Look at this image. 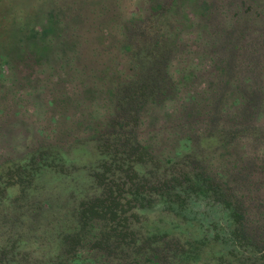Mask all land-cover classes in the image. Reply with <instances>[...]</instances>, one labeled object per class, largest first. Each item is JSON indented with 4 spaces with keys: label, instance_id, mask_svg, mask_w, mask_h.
<instances>
[{
    "label": "rangeland",
    "instance_id": "rangeland-1",
    "mask_svg": "<svg viewBox=\"0 0 264 264\" xmlns=\"http://www.w3.org/2000/svg\"><path fill=\"white\" fill-rule=\"evenodd\" d=\"M203 1L189 4L171 28L155 25L170 33L163 52L147 54L143 44L132 57L121 50L119 27L139 11L136 0L119 2L122 19L112 32L84 47L72 44L69 30L60 36L62 24L34 38L63 1L0 0V264H148L142 261L156 247L167 264H249L250 253L225 238L234 223L215 191L213 203L201 199L183 214L154 190L203 167L235 188L250 210L246 232L264 241V108L255 104L258 118L243 122L255 131L229 132L237 97L264 96V0H206L208 10ZM98 12L90 16L95 24ZM81 49L96 55L81 58ZM32 51L40 58L31 61ZM147 77L160 89L141 105L130 93ZM115 120L134 135L97 149L93 133ZM137 186L143 194L133 196Z\"/></svg>",
    "mask_w": 264,
    "mask_h": 264
},
{
    "label": "trees",
    "instance_id": "trees-1",
    "mask_svg": "<svg viewBox=\"0 0 264 264\" xmlns=\"http://www.w3.org/2000/svg\"><path fill=\"white\" fill-rule=\"evenodd\" d=\"M60 2L63 1L64 4H62L61 7V13L58 16H53L50 21V25L45 28H41L40 31L34 32V38H44L47 36V34L50 33V31L55 30L59 27L60 24H62V32L65 34L60 35L63 38L67 37V30L71 31L70 37L73 41V45L84 47L86 44L90 43L94 38H97L98 36L107 37V35L112 32L113 30V24H117L119 17L122 19V14L118 16L117 9H118V3L122 2V0H59ZM68 1V2H67ZM70 1V2H69ZM111 1H113L115 4L112 6ZM187 1V3H185ZM194 1H200V0H136L137 4L139 5V11L134 13L132 16H124V20H121V27L119 29L124 28L125 31H123L125 34V39H122L121 44V50H125L127 52L132 53V57H135L136 54H141V52H138V49L140 51L141 45H146L145 50L143 52L147 54H154L157 52L160 54L165 49V45L170 42L169 40V34L170 33H163L161 30H154L155 25L158 24L159 27H162L163 25H168L171 20L173 21H179L182 22V17L180 16L181 13H184L187 15V6L189 7V4H193ZM59 2V3H60ZM183 2V3H182ZM206 0L202 2L200 7L203 10L207 9ZM184 5L186 7H184ZM90 8L88 9V7ZM99 7V12L95 15V17H102V21H99L97 24L94 22V18L90 17L91 14L95 13ZM92 8V9H91ZM70 11L71 15L70 18L66 21L62 18L63 10ZM192 19V14L189 16ZM173 18V19H172ZM115 21V23L113 22ZM187 20V19H186ZM125 21V22H124ZM187 22H190V20H187ZM112 24V25H109ZM180 24V23H179ZM69 27L68 29L65 27ZM169 28L170 25H168ZM60 28V27H59ZM92 28H95V30H90ZM163 28V27H162ZM99 30V34L94 36L93 34ZM39 36V37H38ZM172 42L178 41V36L173 35ZM150 45L152 48L149 50L147 47ZM76 48L75 50H77ZM144 49V48H143ZM142 50V49H141ZM33 55L29 56L30 60L32 61L33 56H37V53L32 51ZM35 54V55H34ZM96 53L92 51L90 55L86 54L83 49H81L80 56L84 59H90V56H95ZM40 58V57H39ZM40 61V60H38ZM66 68V65H65ZM65 73H69V70L66 69ZM148 80L143 85V88L139 91H133L130 93V98L133 100V98L138 102H141L139 104H143L142 101L144 99H147L150 97V93L155 91V89H160L159 87V81L155 79H150V77H147ZM150 86H152V89H149ZM159 95H162L159 94ZM227 94H224V97ZM156 96V95H153ZM257 96V95H255ZM192 99L191 97H187V100ZM237 101L239 105L234 107L235 109V121L233 123V128L231 131H229L231 134L239 131L242 126L244 128H248L247 130L255 131V126L248 125L247 123L244 124L245 121H251L253 120L255 122V119H257L258 112L254 111L257 104V107L260 109L264 108V96L260 99L251 98L248 100H242L241 98L237 97ZM52 102V101H51ZM219 112V110L217 111ZM119 114L122 115L119 111ZM117 113L116 115L119 116ZM123 116V115H122ZM124 118L127 117L125 116ZM133 119H130L132 123H136L137 117H132ZM243 120V121H242ZM242 121V122H241ZM252 121V122H253ZM118 122L115 120L109 125V129L104 132L97 130L93 134V140L97 142L99 145H97V149H101L102 147L105 149L109 147H113L115 141L118 140H124V138H131L134 135L133 130L127 132V131H120L118 129V126H122L123 128H126V125H123L124 122L120 121ZM129 124V123H128ZM134 126V125H133ZM233 130V131H232ZM260 135H264L263 131H259ZM111 141V143H110ZM129 141V140H128ZM129 143V142H126ZM121 147H119L120 149ZM146 150H148L147 147H144ZM142 149V148H141ZM145 150V151H146ZM34 152V151H33ZM120 153V151H117ZM140 153V150L138 152ZM36 155V154H35ZM35 165H38V161H33ZM108 170H111V167L106 166L105 167ZM197 168L194 167L192 170L189 171H182L180 174L175 175L174 177H171L167 180L159 181L158 185H155L154 190H156L158 196L161 199H166L165 203L167 206V209H170L172 211H175L176 213H187L192 209V204H201V199L203 200H209L210 202H214L210 198V196L215 197L213 194V191L217 193L218 199L215 203L223 204L224 208H226L230 214L231 218L234 223L233 230L229 231V235L226 234L225 238L226 240H229V244L231 242H234L235 244H231L233 246H236V251H239L241 255H244L246 252L250 253V260L249 264H257L256 262L260 261L261 263L264 260V241H259L254 239L252 236H250L246 231L248 228V224L251 223L252 219L246 217L245 214H249L250 210L246 209L245 202L241 201V199L235 194L233 187L228 186L227 182H217L215 178H213L210 174H207L206 170L202 167L199 170H196ZM110 172V171H109ZM122 178L123 175L121 174ZM141 188L143 187H136L135 191L133 192L134 195H140L143 194L141 191ZM119 199V198H118ZM136 200V198L134 197ZM117 200V199H116ZM114 200L113 202H115ZM201 206V205H200ZM225 209V210H226ZM226 210V211H227ZM231 220V219H230ZM224 230H226V227L222 226ZM155 236V235H154ZM258 236V235H257ZM259 236H262L261 233H259ZM113 237L112 234L107 235L105 239L100 243L101 246H105L106 243H110L111 238ZM256 237V236H255ZM121 237H118V239ZM239 241H236L238 240ZM221 239V238H214ZM207 240V238H203L202 241ZM200 241V240H199ZM239 243V244H238ZM154 255H148L145 256L142 262H148V264H167L168 261V255H164V252L161 251V248H155ZM123 251V250H122ZM150 254V253H149ZM239 257V256H237ZM167 258V261H166ZM200 257L195 256L192 258L193 261H197ZM122 259V258H121ZM174 264H183L182 262L178 261L177 259L170 258ZM165 261V262H163ZM135 261L132 264H136ZM169 263V261H168ZM171 264V263H170ZM188 264V263H187Z\"/></svg>",
    "mask_w": 264,
    "mask_h": 264
}]
</instances>
